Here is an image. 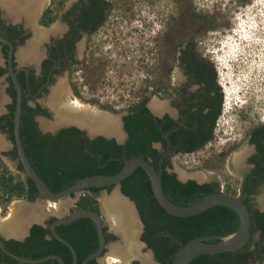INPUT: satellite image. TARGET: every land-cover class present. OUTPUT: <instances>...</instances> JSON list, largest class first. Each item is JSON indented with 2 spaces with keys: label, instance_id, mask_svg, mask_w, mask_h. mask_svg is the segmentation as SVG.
<instances>
[{
  "label": "flooded vegetation",
  "instance_id": "1",
  "mask_svg": "<svg viewBox=\"0 0 264 264\" xmlns=\"http://www.w3.org/2000/svg\"><path fill=\"white\" fill-rule=\"evenodd\" d=\"M156 2L158 0H154L150 4L156 5ZM128 5H131V3H126L125 0H120L117 3H113V0H38L37 4L33 8L31 7L32 9L27 13L28 15L21 11L19 12L20 14L18 13L15 16L14 12L16 9L14 7L0 2V165H2L1 167L5 166L15 178L26 182L29 177L25 175L23 168H20L21 163L14 143L13 117L16 88L9 70L10 45L8 42L12 45L11 70L16 74L22 91V108L19 121L20 136L21 125L23 124L24 126L28 123V125L32 123L34 128L42 135L55 136L63 128L75 127L67 126L57 129L51 123L54 120L56 109L65 107V100L78 101L77 99L80 98L78 96L80 94V86L86 90V94H89L90 82H99L103 88H106L109 85L110 78L114 77L111 74L121 79H123L122 76L126 75L119 69V65L109 64V59L112 54L116 58L122 56V51H126V48L131 45L133 34L138 33L134 28V22L137 20L134 19V14H130ZM153 17L156 20L152 16H149V18L147 16L144 19V24L141 25L143 30H140L139 34V47L140 50L144 51V55L141 54L139 58L143 57L145 59L142 62L145 70L143 81L144 83H149L152 69L151 64H148L149 56H152L153 50L156 55L160 52L161 61L165 64L162 86L155 89L152 86H148L149 90L144 91V94L137 97L138 100L125 110H127L128 114L130 111L129 107L143 102L144 107L154 117L162 119L165 115H168L177 121L183 118L182 111L188 103L192 104V110L199 103L207 102L206 83L209 79V71L204 69L202 73L205 80H200L198 66L193 64L192 66L196 70H193L192 66L190 70L188 64L184 62L185 49L188 42L193 41H185L183 36L180 35L176 40L173 37L170 42L167 32L168 18L166 14L157 13ZM156 26L157 28L154 30ZM170 47L172 52H175V61L180 74L176 87L177 93L171 97V108L174 109V112L171 114L168 110H165L161 115H155L150 109V103L148 102L152 96L158 98L167 93L166 85L169 76L167 53ZM123 55L125 56L124 53ZM77 70L81 72L79 77L80 86L75 82L77 80L75 75H78ZM213 78L216 81V77ZM93 100L97 101L98 98L97 100L93 98ZM207 110L205 109L204 111ZM113 111L120 110L114 109ZM61 115L62 113L57 114L58 119ZM263 125L264 123L247 130L242 137L246 148L243 150L240 159H237L234 163L230 162L231 168L239 176V184L236 186L230 182L227 184L219 183L216 178L199 176L198 178H186L185 181H182L178 177L179 175L173 169L172 159L180 154L196 152L201 148L188 153L175 154H170L167 148L168 153L163 157L168 156L170 165L166 170L169 173H174L176 179L181 182L188 180H194L198 184L217 182L219 191L239 196L243 201L245 200L244 203L249 209L250 217L252 213L264 212V150L259 149L257 143L252 141L255 131ZM84 136L89 140H93L101 135L89 137L84 132ZM104 138L115 140V138ZM116 143L118 142L116 141ZM152 146L159 152L163 151V143L161 141L153 142ZM232 146L233 144L228 147L226 152H232ZM258 164L261 166V171L260 173H255L254 171ZM244 187L249 188L250 191L244 193ZM30 197L18 198V201L23 203V208L32 210V212L34 210L39 211L42 215V211L38 210L37 207V203L41 199L39 192L33 198ZM132 201L135 203L134 200ZM135 206L137 208L136 203ZM137 211L142 223L140 240L145 243L147 249H151L148 247V243L141 239L145 224L138 208ZM52 217H47L44 220V224H31L27 235L22 238L6 236L4 234L5 231H3L5 224H3V219H0V242L3 243L7 250L17 254L16 251L24 250V244L31 233L33 225H40L45 229H49L51 222L48 223V221ZM104 227L106 228V235L114 236L107 243H117L120 239L119 235L115 231H110L105 221ZM257 238L255 237V239ZM44 239L49 240L50 235L45 234ZM114 246H117V244ZM106 251L107 248L104 251V256ZM152 252L156 260L154 251L152 250ZM262 256L260 263L264 262V252ZM10 260H14V264L24 263L7 255L0 245V264H12ZM134 260L142 264L137 257L131 259V261ZM96 261L101 264L98 260ZM254 263L256 261H249V264ZM159 264L161 263L159 262Z\"/></svg>",
  "mask_w": 264,
  "mask_h": 264
},
{
  "label": "trees",
  "instance_id": "2",
  "mask_svg": "<svg viewBox=\"0 0 264 264\" xmlns=\"http://www.w3.org/2000/svg\"><path fill=\"white\" fill-rule=\"evenodd\" d=\"M184 62L188 64L190 70L193 64L198 66L202 81L205 80L202 73L204 69L209 71V79L206 83L207 102L199 103L192 110V104L188 103L182 111L183 118L177 121L168 115L162 119L154 117L144 107L143 102L132 105L129 107V113L123 117L124 128L128 134L123 144L102 136L89 140L84 136V132L76 127L63 128L55 136H51L39 133L32 123L24 126L22 124L21 137L25 152L48 187L57 192L87 175L114 174L120 170L125 160L137 156L150 160L158 170V160L167 148L170 154H175L192 152L206 145L213 137L215 122L221 111L222 92L213 78L215 77L213 68L198 54L194 42H188L184 52ZM192 69L196 70L194 66ZM168 70L169 72L172 70V65H169ZM176 93L177 89L174 93L167 92L166 95L172 97ZM205 109L208 110L204 111ZM155 141L163 143L162 152L152 146ZM252 141L257 143L259 149L264 150V125L255 131ZM225 154L226 152L222 151L219 159L222 160ZM169 165L168 156L163 157L161 160L162 185L165 194L174 203L186 206L205 194L219 191L217 182L198 184L194 180L186 182L177 180L174 173L166 170ZM1 166L0 204L3 209L14 198L28 196L33 198L38 194L30 178L23 182L15 178L5 166ZM20 168H22L21 164ZM260 171L261 166L258 164L254 172L260 173ZM112 187L110 185L87 188L76 201V206L100 212L97 196L101 190H111ZM121 191L135 201L145 224L141 239L148 243V247L154 251L156 260L161 264H170L179 247L191 239L208 234H229L239 226L238 214L225 205H216L199 214L186 217L167 213L156 201L148 175L141 167L136 168L132 174L121 181ZM248 191H250L249 188L244 187V193ZM53 219L54 217L50 218L48 223ZM55 230L75 248L77 264H81L82 259L98 246L96 224L89 217H80L69 224L56 225ZM103 230L106 242L114 238L113 235H106L105 227ZM45 234L50 235L49 240L44 239ZM255 237L258 238L255 239ZM23 248L24 250L20 249L16 253L29 258L57 254L62 257L65 264H72L73 261L68 247L53 237L49 229L40 225H33ZM263 252L264 212L252 213L250 240L243 247L235 251L201 254L190 260L188 264H249L250 260L260 263ZM10 262L15 263L14 260ZM133 262L139 264L137 260ZM37 264L60 263L49 259ZM87 264L98 263L96 259H92Z\"/></svg>",
  "mask_w": 264,
  "mask_h": 264
},
{
  "label": "rangeland",
  "instance_id": "3",
  "mask_svg": "<svg viewBox=\"0 0 264 264\" xmlns=\"http://www.w3.org/2000/svg\"><path fill=\"white\" fill-rule=\"evenodd\" d=\"M118 1L120 0H113V3ZM125 2L131 3L128 7L130 14H134V19L137 20L134 22V28L138 33L133 34L131 45L126 51H122V56L116 58L112 54L109 64L119 65V69L126 75L121 74L123 77L121 79L111 74L114 77L110 78L106 88H103L99 82H90L89 94H86V90L80 86L81 72L77 70L75 82L80 86L78 95L80 98L77 100L96 110L122 111L136 102L137 97L142 96L144 91H148V86L154 89L160 88L165 64L161 61L160 52L156 55L153 50L148 60L152 68L151 79L149 83H144L145 70L142 62L145 59L139 58L141 54L144 55V51L139 47V34L140 30H143L141 25L144 24L147 16L148 18L152 16L156 20L153 16L157 13L166 14L170 42L173 37L176 40L180 35L185 41H193L198 54L213 68L216 80L219 79L225 89L234 92L230 104L226 103L227 98H224L222 93L221 111L215 122L212 139L196 152L174 157L173 169L186 178L202 176L216 178L222 184L230 182L234 186L238 185V173L231 168L230 162L234 163L240 159L246 148L242 137L247 130L264 123V0H158L156 5L150 4L154 0H125ZM156 28L157 26L154 30ZM167 58L168 65H172L166 85L167 92L174 93L180 74L175 61V52H172L171 47ZM219 88L221 89V86ZM93 98L98 100L94 101ZM152 102L162 103L165 108L163 110H168L172 105L170 95L158 98L152 96L148 103ZM231 144H233L232 152H226ZM222 151L226 154L220 160ZM110 191L101 190L97 200L103 220L108 229L114 231L116 222L108 213L103 201ZM76 201L72 203L71 208L78 207ZM52 204L51 201L40 199L37 207L38 210L51 214L55 212L51 207ZM6 206L3 209L0 204L1 220L11 209L18 210L24 205L18 201V198H14ZM131 229L138 231L137 235L140 236L141 229L138 223ZM129 238L139 244L142 253L148 254L146 246L131 236ZM109 257H115L112 247L107 249L102 264H118L109 260ZM152 262L154 263L153 260ZM127 263L135 264L131 259Z\"/></svg>",
  "mask_w": 264,
  "mask_h": 264
},
{
  "label": "water",
  "instance_id": "4",
  "mask_svg": "<svg viewBox=\"0 0 264 264\" xmlns=\"http://www.w3.org/2000/svg\"><path fill=\"white\" fill-rule=\"evenodd\" d=\"M10 45L9 50V70L11 71V76L13 79V82L15 84L16 88V99H15V111H14V117H13V135H14V143L16 146V151L18 154L19 161L22 165L23 171L27 177H29L36 189L38 190L41 199L51 201V202H59L63 200H68V204L65 207V210L61 209L60 211L55 210L53 213H44L42 212V215L39 219H32L25 222L23 225V232L20 235H11V234H4L6 236H14L18 238H22L27 235L28 229L31 224L33 223H41L44 224V220L49 217L53 216L54 219L49 224V230L53 237H55L57 240L62 242L65 246L68 247L72 254V264H77V253L73 245L64 237H61L55 230L56 225L60 224H69L72 221H74L77 218L80 217H89L91 218L95 224L97 229V235H98V246L96 250L85 256L81 264H87L90 260L96 259L101 264L104 262V251L105 249H109L110 247L114 246L115 244H121L120 246L125 247L126 240L124 239L123 235L119 233L115 227V232L119 235L120 239L115 244H108L105 239L104 234V221L102 219V215L100 212L92 209H88L85 207H75L71 208L72 203L76 201L80 195H82L87 188L90 187H105L112 185V189L110 191L109 195H106L105 198L110 197L112 194L116 193L120 195L123 199H125L130 206L133 208L135 212L136 217V223L139 224V228L141 229L142 223L139 218V214L137 211V208L135 206V203L121 191L120 183L123 179L128 177L130 174L134 172V170L138 167H141L148 175V178L150 180L151 189L153 192V195L158 202V204L169 214L177 217H186L191 215L199 214L213 206L216 205H225L233 210L236 211V213L239 216V226L238 228L229 234H208V235H202L199 237H196L194 239H191L181 245L179 249L174 254L171 263L170 264H188L190 260L193 258L201 255V254H216V253H222L227 251H235L241 247H243L250 238V212L247 207V205L244 203V201L236 195L217 191L213 193H208L203 196H201L197 201L190 202L186 206L178 205L171 201L168 196L165 194L162 180H161V160L164 155L168 153V150L165 154H163L159 160H158V166L159 169L151 163L150 160L144 159L141 156L137 157H131L124 161L122 167L120 170L114 174H104V173H96L84 176L82 178L77 179L73 183H71L69 186L54 192L52 191L46 182L42 179V177L39 175V173L36 171L34 166L32 165L31 161L29 160L24 146L22 144V139L20 136V129H19V121H20V113L22 108V91L20 83L16 77V74L12 72L11 70V53H12V45L10 42H8ZM156 101V100H153ZM150 109L155 115H161L165 110L161 112H157L152 109L150 106ZM97 112H93V110H85V112L80 110H70L65 107L56 109L54 112V120L51 123L54 128H61V127H67V126H75L78 129L84 131L87 133L89 137H94L97 135H101L107 138H115V140L118 143H123L125 139L127 138V133L124 130L123 127V117L127 114V110L122 111H106L97 109ZM168 111L173 114L174 109L171 107L168 109ZM62 112H69L72 114H76L79 116H82L83 123H79L77 121H66V122H59L57 114ZM94 115V117H93ZM93 117V119H91ZM101 117L109 118L116 122L118 130H119V136L112 132H107L106 130L99 129V122H93L99 120ZM90 124V125H89ZM92 128V129H91ZM165 137L167 138V133L165 134ZM158 145V144H157ZM176 170V169H175ZM178 177L185 181L186 177L180 174L176 170ZM104 198V199H105ZM103 199V201H104ZM104 203V202H103ZM38 206V203H37ZM138 232V231H137ZM136 232V240L143 244L145 246V243L140 240V236L137 235ZM130 233V232H129ZM130 235V234H129ZM211 239H217L216 242H209L207 240ZM0 245L4 252L9 255L10 257L24 262V263H30V264H37L44 261H47L49 259L57 260L60 264H65L62 257L57 254H48L46 256L40 257V258H29L17 255L9 250H7L3 243L0 242ZM148 254L151 257V259L154 261L155 264H159L157 260L154 259L153 252L151 249H148ZM142 264H144L143 260L140 257H137ZM254 264H264L256 262Z\"/></svg>",
  "mask_w": 264,
  "mask_h": 264
},
{
  "label": "bare ground",
  "instance_id": "5",
  "mask_svg": "<svg viewBox=\"0 0 264 264\" xmlns=\"http://www.w3.org/2000/svg\"><path fill=\"white\" fill-rule=\"evenodd\" d=\"M37 1L38 0H0V2L9 4L10 6L16 9V11L14 12L15 16H17L18 13L21 11L25 12L26 14L30 12L33 6L37 4ZM64 106L65 108L70 110H80L82 112L83 111L85 112V110H93V112H97L94 107L83 105L78 101L71 102L69 100H65ZM150 106L152 107L153 110L157 112H161L162 109L164 108V105L158 102H152ZM93 117L91 119H93ZM58 120L59 122L77 121L79 123L80 122L83 123L84 121L82 116L72 114L69 112H62V115ZM93 122L100 123L99 129L106 130L107 132H112L117 136H119V130L115 121L109 118L101 117L99 120ZM104 202L108 213L110 214V216L114 218L116 222L115 227L117 231L121 233L124 239L126 240L125 247L120 246L119 244H117V246H113L112 251L114 252L115 257H111V258L109 257V260H113L118 264H125L130 259H133L135 257H140L143 260L144 264H154L149 254L142 253L139 244L129 238L131 236L134 240L136 239L135 238L136 230L131 229L135 227L136 217H135V212L133 208L130 206V204L116 193L112 194L110 197L105 198ZM67 204H68V200L65 199L63 201L53 202L51 207L57 211H60L61 209L65 208ZM34 211L32 212V210H28L25 207L19 208L18 210L11 209L8 216L2 220L3 224H5L3 227L4 228L3 231H5L7 234L10 233L14 235H20L21 232L23 231V225L27 220L40 218L41 216L40 212L39 211L34 212Z\"/></svg>",
  "mask_w": 264,
  "mask_h": 264
},
{
  "label": "clouds",
  "instance_id": "6",
  "mask_svg": "<svg viewBox=\"0 0 264 264\" xmlns=\"http://www.w3.org/2000/svg\"><path fill=\"white\" fill-rule=\"evenodd\" d=\"M216 83H217L218 87L221 86L220 91L223 93V84H222V82L219 79H217Z\"/></svg>",
  "mask_w": 264,
  "mask_h": 264
},
{
  "label": "built area",
  "instance_id": "7",
  "mask_svg": "<svg viewBox=\"0 0 264 264\" xmlns=\"http://www.w3.org/2000/svg\"><path fill=\"white\" fill-rule=\"evenodd\" d=\"M221 190H223V189L221 188Z\"/></svg>",
  "mask_w": 264,
  "mask_h": 264
}]
</instances>
